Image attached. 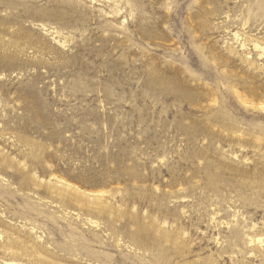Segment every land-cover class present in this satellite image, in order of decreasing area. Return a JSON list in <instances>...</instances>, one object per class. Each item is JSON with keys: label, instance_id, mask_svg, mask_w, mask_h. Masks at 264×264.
<instances>
[{"label": "rangeland", "instance_id": "rangeland-1", "mask_svg": "<svg viewBox=\"0 0 264 264\" xmlns=\"http://www.w3.org/2000/svg\"><path fill=\"white\" fill-rule=\"evenodd\" d=\"M263 47L264 0H0V264H264Z\"/></svg>", "mask_w": 264, "mask_h": 264}, {"label": "bare ground", "instance_id": "bare-ground-1", "mask_svg": "<svg viewBox=\"0 0 264 264\" xmlns=\"http://www.w3.org/2000/svg\"><path fill=\"white\" fill-rule=\"evenodd\" d=\"M257 47H259L258 45H256ZM262 52L264 53V47L262 48ZM178 75V74H177ZM5 264H9V263H5Z\"/></svg>", "mask_w": 264, "mask_h": 264}]
</instances>
